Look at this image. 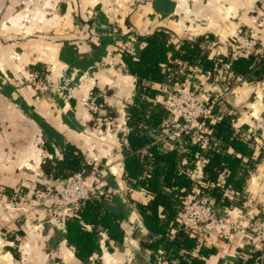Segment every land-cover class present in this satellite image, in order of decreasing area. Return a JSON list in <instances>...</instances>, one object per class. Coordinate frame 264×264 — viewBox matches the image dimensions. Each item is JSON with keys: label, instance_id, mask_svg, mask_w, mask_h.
I'll use <instances>...</instances> for the list:
<instances>
[{"label": "crops", "instance_id": "crops-1", "mask_svg": "<svg viewBox=\"0 0 264 264\" xmlns=\"http://www.w3.org/2000/svg\"><path fill=\"white\" fill-rule=\"evenodd\" d=\"M160 28L172 30L178 43L201 39L210 57L215 52L227 55V42L239 28L262 48L264 0H0V264H153V253L144 244L154 235L145 229L137 208L152 197L128 184L126 156L149 158L155 143L160 152H167L177 142L176 160L187 165L189 176L194 161L185 163L183 136L167 138L164 130L143 129L141 147H130L126 123L136 79L125 69L120 46L134 49L137 36ZM177 67L173 80L191 86L203 82L205 90L219 87L216 74L213 82L206 81L194 68ZM44 71L53 89L61 87L60 95L39 97L25 82L29 72ZM144 85L157 91L151 103L160 105L171 84ZM229 86L218 88L225 91L212 122L228 118L233 136L252 140V156L242 159L235 175L241 182V208L232 210L216 202L218 213L245 226L248 217L264 213V79L255 83L232 79ZM72 148L92 168L82 175L85 182L116 195L129 211L120 224L122 240L102 236L101 254L88 263L78 260L65 241L64 224L50 220L32 197L39 179L56 183L43 172V165L55 166ZM221 152L239 158L232 149ZM148 163L143 178L157 165ZM243 232L240 229L230 241L215 235L199 239L203 249L215 253L207 258L193 253L204 264H264L258 254H248Z\"/></svg>", "mask_w": 264, "mask_h": 264}, {"label": "trees", "instance_id": "trees-1", "mask_svg": "<svg viewBox=\"0 0 264 264\" xmlns=\"http://www.w3.org/2000/svg\"><path fill=\"white\" fill-rule=\"evenodd\" d=\"M155 10L159 12L156 6ZM175 36L172 30L166 28H160L145 37L137 36L134 54L124 53L122 56L126 71L136 79L135 100L129 109L126 123L130 129L128 142L133 149L141 147L140 131L151 129L154 133H161L164 121L169 117V112L161 105H152L151 100L155 99L157 91L144 84H172V71L179 64L182 67L187 66L188 69L198 68L210 78L225 70V74L235 81L255 83L264 79V44L262 48L258 45L246 57L232 58L230 54L210 57V52L201 47V39L178 43ZM61 59L67 62L65 57L62 56ZM201 125L204 127L202 139L207 145L193 143L192 134L182 138L186 149V164L195 162L198 157L206 158L202 176L198 181L187 175L184 169L187 165H181L176 160L180 157L177 142L167 152H160V144L155 143L149 150V158L126 156L124 169L128 184L152 197L148 204H138L137 208L145 229L154 235L151 241L144 244L153 253V262L159 251L165 259L163 264H204L193 252L197 251L203 258L215 253V250L203 249L196 234L179 228L177 217L182 208V190L191 191L193 186H197L200 190L209 191L223 207L232 210L241 208L242 202H238L241 199L238 191L241 182L235 180V175L242 159L252 156V140L241 141L233 136V127L228 118L218 122L203 119ZM215 143L219 146L218 150ZM222 147L232 149L239 154V158L233 159L224 155L221 152ZM148 160L152 162V167L157 165L143 178ZM161 162L162 167L158 166ZM91 169L90 165L84 163L82 155L72 148L65 151L63 158L56 161L55 166L46 163L42 170L56 185H60L70 176L76 173L84 175ZM93 169L96 170L97 167ZM38 188L44 186L38 184ZM128 212L116 195L106 192L82 202L64 222L65 241L73 248L75 257L88 263L93 255L99 256L102 236L120 242L123 237L120 224L126 220Z\"/></svg>", "mask_w": 264, "mask_h": 264}, {"label": "built area", "instance_id": "built-area-1", "mask_svg": "<svg viewBox=\"0 0 264 264\" xmlns=\"http://www.w3.org/2000/svg\"><path fill=\"white\" fill-rule=\"evenodd\" d=\"M235 40L241 45V49L238 51L233 48L229 49L228 54L232 58L246 57L258 46L257 42L246 35V32L241 28L237 29ZM120 47L122 52L133 55L132 47ZM218 55L220 54L217 53ZM195 70L206 81H212L209 75L203 74L198 68ZM228 77L231 78L230 75ZM25 82L39 97L51 93L61 94V87L53 89L48 84L46 74L29 72ZM204 86L203 82H196L192 86L185 85L177 78L165 90L160 105L169 112V117L164 121L163 128L167 138H181L192 134L193 143L207 145L201 135L204 131L201 120L210 119L213 121L215 105L223 97L225 90L218 89V86L217 88L213 86L211 90H205L207 87ZM180 148L183 152L186 151L185 148ZM205 164V157L196 158L191 169V177L195 181L201 178ZM100 194H102L100 188L94 184H87L82 175H72L64 184L34 189L32 197L37 207H41L50 220H55L63 225L82 202ZM181 194L183 195L182 208L177 217L180 229L196 234L200 240L215 235L218 239L226 241L232 240L242 229L244 232L241 233V236L244 238L248 254L251 256L258 254L261 259L264 258V215L259 213L256 216L248 217L246 225L241 226L227 213H218L219 204L212 198L209 191L193 186L191 191L182 190ZM164 262V257L159 251L153 264H163Z\"/></svg>", "mask_w": 264, "mask_h": 264}, {"label": "rangeland", "instance_id": "rangeland-1", "mask_svg": "<svg viewBox=\"0 0 264 264\" xmlns=\"http://www.w3.org/2000/svg\"><path fill=\"white\" fill-rule=\"evenodd\" d=\"M42 9V8H41ZM43 10V9H42ZM41 11V10H40ZM40 11L37 13V15L40 13ZM247 35V34H246ZM236 39V37L233 39V40H230L229 42H227V45H228V48L229 49H231V48H233L234 50H236V51H238L239 49H241V45L235 40ZM216 43L218 42V41H215ZM217 44H219V43H217ZM221 45V44H220ZM255 51V50H254ZM215 57H218L217 56V52H215V55H214ZM44 74H46L47 76L49 75V73H47V71H44ZM216 76H217V79L219 80V82H217L218 83V85H219V87L218 88H225V87H230L229 85H230V83L232 82V78H229L228 77V75L227 74H225V70H221V71H219V73H217L216 74ZM24 84H25V82H24ZM42 180V179H41ZM56 185V184H55ZM54 185V186H55ZM36 207H37V205H36ZM37 208H39V207H37ZM41 211H42V209H41V207L39 208ZM10 210V209H9ZM12 212V211H11ZM46 215V214H45ZM47 216V215H46ZM49 218V217H48ZM13 246V245H12ZM0 248H2L1 246H0Z\"/></svg>", "mask_w": 264, "mask_h": 264}, {"label": "water", "instance_id": "water-1", "mask_svg": "<svg viewBox=\"0 0 264 264\" xmlns=\"http://www.w3.org/2000/svg\"><path fill=\"white\" fill-rule=\"evenodd\" d=\"M38 183H39L40 185H42V186H45V187H47V186H52V185L49 184L48 181H43V180H41V179L38 180Z\"/></svg>", "mask_w": 264, "mask_h": 264}]
</instances>
